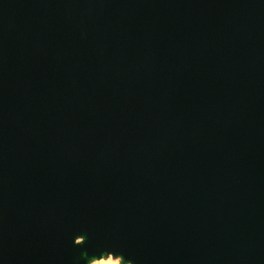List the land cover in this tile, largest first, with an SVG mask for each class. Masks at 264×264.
Masks as SVG:
<instances>
[{
    "label": "water",
    "instance_id": "95a60500",
    "mask_svg": "<svg viewBox=\"0 0 264 264\" xmlns=\"http://www.w3.org/2000/svg\"><path fill=\"white\" fill-rule=\"evenodd\" d=\"M103 253L264 264V0H0V264Z\"/></svg>",
    "mask_w": 264,
    "mask_h": 264
},
{
    "label": "bare ground",
    "instance_id": "6f19581e",
    "mask_svg": "<svg viewBox=\"0 0 264 264\" xmlns=\"http://www.w3.org/2000/svg\"><path fill=\"white\" fill-rule=\"evenodd\" d=\"M77 241H80L81 238H77ZM132 264L130 261L124 260L123 257L119 254H106L103 253L100 257H89L87 259V264Z\"/></svg>",
    "mask_w": 264,
    "mask_h": 264
},
{
    "label": "rangeland",
    "instance_id": "374dc122",
    "mask_svg": "<svg viewBox=\"0 0 264 264\" xmlns=\"http://www.w3.org/2000/svg\"><path fill=\"white\" fill-rule=\"evenodd\" d=\"M119 264H125V263L121 262V263H119Z\"/></svg>",
    "mask_w": 264,
    "mask_h": 264
}]
</instances>
